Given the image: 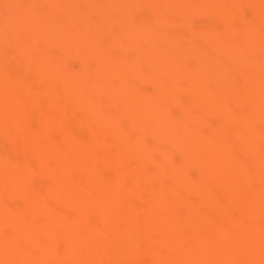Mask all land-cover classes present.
Segmentation results:
<instances>
[{"label": "bare ground", "instance_id": "6f19581e", "mask_svg": "<svg viewBox=\"0 0 264 264\" xmlns=\"http://www.w3.org/2000/svg\"><path fill=\"white\" fill-rule=\"evenodd\" d=\"M0 264H264V0H0Z\"/></svg>", "mask_w": 264, "mask_h": 264}]
</instances>
